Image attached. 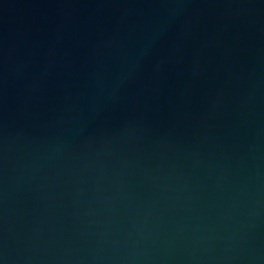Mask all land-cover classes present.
<instances>
[{"label":"water","instance_id":"water-1","mask_svg":"<svg viewBox=\"0 0 264 264\" xmlns=\"http://www.w3.org/2000/svg\"><path fill=\"white\" fill-rule=\"evenodd\" d=\"M0 264H264V0H0Z\"/></svg>","mask_w":264,"mask_h":264}]
</instances>
